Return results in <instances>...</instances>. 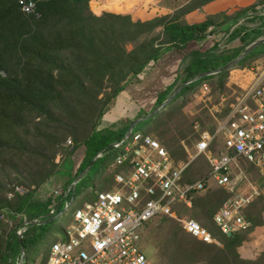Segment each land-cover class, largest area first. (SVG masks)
<instances>
[{"label":"trees","instance_id":"16d2710c","mask_svg":"<svg viewBox=\"0 0 264 264\" xmlns=\"http://www.w3.org/2000/svg\"><path fill=\"white\" fill-rule=\"evenodd\" d=\"M30 1L36 5L33 14L23 10L24 4ZM115 1L136 0H0V180L6 175L5 164L18 174L14 178L17 187H10L5 192L0 183V191H4L0 212L8 211L9 218L16 222L15 227L9 228L10 222L2 219L4 213H0V264H15L20 259L23 264H31L37 256H42L41 264L47 263L54 243H50L48 251L45 249L50 225L57 216L66 217L64 211L71 202L83 203L81 198L88 191L83 196L76 194L82 177L99 160H106L112 151H117L115 159L101 171L93 186V190L99 191L84 203L95 201L97 193L108 191V185L115 184L116 173L124 169L120 165L116 166L115 174L101 178L106 168L116 164V158L124 151L113 145L126 139L129 127L136 120L127 117L121 121L117 119L112 126L103 125L105 119L113 115L110 104L122 96L128 98L125 90L131 76L137 78L173 49L184 50L193 42L201 44L200 49L184 59L174 80L163 91L157 92L152 110L155 111L183 85L205 73L229 66L264 38V16L257 18L261 22L256 28L236 27L246 19L255 18L264 8V0L258 2L259 9L253 5L232 14L224 11L195 23L181 20V11L159 14L147 20L106 11L119 5ZM209 1L195 0L184 9L192 12ZM210 34L218 39L213 40ZM225 38L228 44L238 39L243 44L221 49ZM263 46L264 43L255 47L234 70L245 68L260 58L264 53L255 56L253 51ZM228 76L229 72L225 71L205 77L197 84L190 83L168 106L205 81L215 82L214 93L218 91L223 95L227 91ZM235 103L225 109L222 118L230 114ZM168 106L151 116L148 128L142 134L155 137L169 151L177 168L188 165L183 173L184 182L208 179L212 168L206 157L192 161V153L180 141L164 140L166 128L163 123L173 112V107L168 110ZM197 125L212 133L216 129V123L208 129L204 123L195 121L191 128L195 144L199 139L195 130ZM185 138L186 134H183ZM69 140L73 143L71 149L65 147ZM81 147H85L83 161L60 188L57 197L41 201L35 197L36 189L24 194L15 189L19 186L39 188L59 167L54 163L59 152L73 155ZM199 159L201 161L197 163ZM204 160L209 169L203 174L198 170L205 165ZM21 166L25 168L26 176H22L25 170L21 171ZM246 169L249 173H257L250 164ZM203 193L194 195L192 208L178 204L174 209L180 217L190 213L188 217L203 222L204 226L199 223L220 245L194 238L174 219H160L171 222L174 227L163 245L165 250H172L171 263L177 264L176 258L182 256L188 264H264V253L256 260H246L238 250L254 229L264 226V193L244 210V217L251 227L231 234L223 233L214 222V216L231 194L210 185ZM22 228L25 231L20 234ZM146 253L151 255L147 247Z\"/></svg>","mask_w":264,"mask_h":264},{"label":"built area","instance_id":"2783aa9c","mask_svg":"<svg viewBox=\"0 0 264 264\" xmlns=\"http://www.w3.org/2000/svg\"><path fill=\"white\" fill-rule=\"evenodd\" d=\"M35 9L32 1L23 7L27 14ZM195 130L199 139L192 161L206 157L212 168L208 179L184 182L188 165L177 168L155 137L132 133L113 145L124 149L115 162L124 167L115 175V188L77 210L68 232L56 236L46 264H149L144 239L150 224L163 218L176 220L194 238L220 245L197 220L179 218L174 209L178 204L192 208L194 195L211 182L231 194L214 216L217 227L225 234L251 227L244 210L264 192V78L217 120L213 133L199 125ZM242 163L256 169L263 186L254 182L247 193L240 190V182H248Z\"/></svg>","mask_w":264,"mask_h":264},{"label":"rangeland","instance_id":"374dc122","mask_svg":"<svg viewBox=\"0 0 264 264\" xmlns=\"http://www.w3.org/2000/svg\"><path fill=\"white\" fill-rule=\"evenodd\" d=\"M192 1L195 0H136L129 2L115 1L114 3L119 5H115L113 7L114 10L106 11L118 14H130L135 20H147L159 14H173L181 11L179 14L180 19L188 23L201 22L208 16L217 15L226 11L222 0H208L209 2L202 4L196 10L192 12H186L184 8L187 7V5H189ZM257 3L254 5H256V8L259 9L261 5ZM115 9L118 10L115 11ZM263 16L264 8H261L258 14L255 15V18L246 19L245 22H242L236 27L245 25L248 28H256L261 22L257 18ZM221 20L223 19L221 18L220 21ZM211 37L213 40L218 39L217 36L210 34V38ZM242 44L243 43L240 39L233 42L232 44H228L227 38H225L222 42L221 49L235 48L236 46H242ZM200 45L201 44L197 42H193L184 50L173 49L166 53L159 62L151 64L149 67H147V69L137 78H132L131 76L127 81L128 85L125 90L128 98H126V96H122L110 104V114L113 113V115L105 119L103 127L112 126L118 121L117 119L121 121L122 119L129 117L130 120H136L129 127V129L132 128L133 134L146 132L151 116H154L153 113L160 109L159 107L157 110L152 111L155 105L157 92L163 91L165 86L174 80L177 75L178 67L181 66V64L184 62V59L187 58L191 52L200 49ZM263 53L264 46L253 51L255 56H260ZM228 72L229 76L226 83L227 91L225 94L220 95L218 91L214 93L212 86L215 85V82L211 84L209 81H205L203 84L198 86L195 84H197L199 81H196L194 82L195 84H193L198 86L195 90L191 91V89V92L189 91V93L183 95L173 105L168 106V110L173 107V112L175 111V114L172 112L171 117L165 119L163 123V128H166V135L164 138L165 141H171L172 139L180 141L181 145L183 144L186 149H188L190 153L194 155L195 136L191 134V128L195 121L204 123L206 128L209 129L215 125L218 119H222L221 115H223V112L228 106H230L231 103H237L239 98L244 96L255 84L258 83L260 79L264 78V54L260 58H257L256 60H253L251 63H249L247 67L236 70H234L233 67L232 69L228 70ZM180 83L181 82H179V84ZM110 114H108V116ZM183 134H186L185 139H183ZM65 147H68L69 149L73 147L71 140L65 144ZM116 154L117 151H112L107 156L106 160H99L93 169L89 168L85 172V175L82 177L83 181L78 186L76 191L77 196H81L86 190L88 191L85 194L86 196L81 198L83 203L71 202V204L67 207V212L63 210L66 212V217H62L61 215L54 219V223L50 225V236L49 242L45 247L46 250L49 248L50 243L55 242L57 235L64 236L65 233H67L71 228L73 225V216L77 210L86 204L84 202L87 200V198L97 191L93 190V186L95 181L98 179V175L101 173V171H104L109 162L115 159ZM84 156L85 147L79 148L73 155L69 152H59L54 160V163L59 165V167L55 168L54 175L50 179H48L39 188L32 186L31 189H27L24 186H19L15 189H17V191H19L21 194L26 193L28 190L36 189L35 197L41 201H46L51 196L55 198L58 196L60 188H62L68 181V178L71 176V174H75L79 169ZM200 161L201 159H199L197 163ZM204 162L205 165L203 167L200 166L201 170H198L200 173L203 171V174L209 169L205 160ZM116 166V164L113 166H108L101 179L103 180L106 177H110L111 174H115V172L118 171ZM246 166L248 165L242 163V169L248 176V182L246 180L240 182V190L243 193H247L249 191V183L259 182L257 173L255 171L249 173L246 169ZM3 167H5L6 175H2L3 178L0 180V183L6 192V190L10 189V187H17L15 186L14 178H16L18 174L15 173L10 165L5 164ZM23 170H25V168H22L21 166V171ZM48 170H50V166L48 167ZM21 174L22 176L23 174L26 176V170ZM237 174L240 176L239 171H237ZM112 185V183L108 185L106 190H111ZM259 185L263 186L262 180ZM115 186L116 185L114 184L113 188H115ZM210 187L216 188V185L211 182ZM4 191H0V199L4 197ZM0 213H4V217H2V219H6V221L10 222L11 226L9 228L16 226V222H13L11 218H9L8 211L5 210L1 211ZM185 214L186 215L180 217L176 213L179 218H190L188 217L191 216L190 213ZM262 219L264 222V213ZM199 222L203 224V222L200 220ZM177 227H179V225ZM173 228L174 227L171 222H163L161 220H155L150 224L144 239V244L147 247V251L148 253L150 252L149 254H151L148 255L149 264H173L171 263L172 260L169 258V255H172V250H165L163 246L168 235L173 232ZM24 231L25 228L19 229L20 234ZM238 250L243 259H258L261 254L264 253V226L254 229V231L249 234L247 240ZM41 261L42 256H37L32 259L31 264H41ZM175 262L177 264H188V261H183L182 256L177 257ZM15 264H23V260L20 259Z\"/></svg>","mask_w":264,"mask_h":264},{"label":"water","instance_id":"95a60500","mask_svg":"<svg viewBox=\"0 0 264 264\" xmlns=\"http://www.w3.org/2000/svg\"><path fill=\"white\" fill-rule=\"evenodd\" d=\"M264 43V38L263 39H260L258 42H256L254 45H252L241 57H239L235 62H233L232 64H230L229 66H227V67H225V68H223V69H221V70H219V71H216V72H213V73H205V74H203V75H201V76H199V77H197V78H195V79H193L192 81H190L189 83H187V84H185L183 87H181L180 89H178L177 91H176V93L174 94V96L172 97V98H170L169 100H167L161 107H160V109H158L157 111H155L154 113H153V115H156V114H158L159 112H161L166 106H168L169 105V103H171V101L174 99V97L176 96V95H178L181 91H182V89L185 87V86H187L188 84H190V83H194V82H196V81H199V80H201V79H203V78H205V77H209V76H212V75H215V74H218V73H222V72H225V71H228V70H230V69H232L233 67H235L237 64H239L246 56H248L249 55V53L255 48V47H257L259 44H263ZM131 134H132V128L130 129V131H129V133H128V135H127V137H129V136H131ZM126 137V138H127ZM114 147V146H113ZM67 210V208L65 209V211Z\"/></svg>","mask_w":264,"mask_h":264},{"label":"crops","instance_id":"0c3cea01","mask_svg":"<svg viewBox=\"0 0 264 264\" xmlns=\"http://www.w3.org/2000/svg\"><path fill=\"white\" fill-rule=\"evenodd\" d=\"M258 1L260 0H222L224 7L226 8L225 10L229 12V14L234 13L240 8H249Z\"/></svg>","mask_w":264,"mask_h":264}]
</instances>
